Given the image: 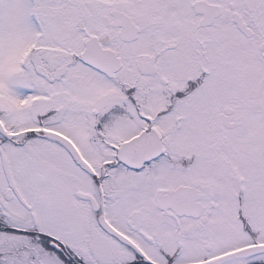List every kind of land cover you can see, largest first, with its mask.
Returning <instances> with one entry per match:
<instances>
[{
    "label": "snow or ice",
    "instance_id": "obj_1",
    "mask_svg": "<svg viewBox=\"0 0 264 264\" xmlns=\"http://www.w3.org/2000/svg\"><path fill=\"white\" fill-rule=\"evenodd\" d=\"M0 264H264V0H0Z\"/></svg>",
    "mask_w": 264,
    "mask_h": 264
}]
</instances>
